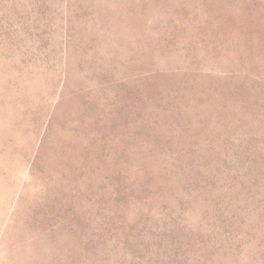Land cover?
<instances>
[{
	"label": "rangeland",
	"instance_id": "obj_1",
	"mask_svg": "<svg viewBox=\"0 0 264 264\" xmlns=\"http://www.w3.org/2000/svg\"><path fill=\"white\" fill-rule=\"evenodd\" d=\"M0 264H264V0H0Z\"/></svg>",
	"mask_w": 264,
	"mask_h": 264
}]
</instances>
